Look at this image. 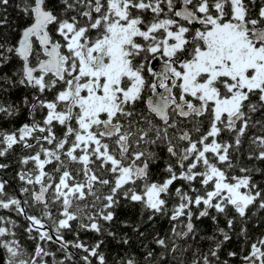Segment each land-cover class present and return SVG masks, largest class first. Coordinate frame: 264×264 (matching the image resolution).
Segmentation results:
<instances>
[{"label":"snow or ice","instance_id":"snow-or-ice-1","mask_svg":"<svg viewBox=\"0 0 264 264\" xmlns=\"http://www.w3.org/2000/svg\"><path fill=\"white\" fill-rule=\"evenodd\" d=\"M22 113L0 264H264V0H0V121Z\"/></svg>","mask_w":264,"mask_h":264},{"label":"trees","instance_id":"trees-1","mask_svg":"<svg viewBox=\"0 0 264 264\" xmlns=\"http://www.w3.org/2000/svg\"><path fill=\"white\" fill-rule=\"evenodd\" d=\"M9 16H10V19L13 21L14 25L15 24H19V25H23L24 23V17L22 16L21 13L18 12V10H13V9H10L9 10ZM7 101L8 102H12V101H16L17 103H19L17 97L14 95V96H11L9 98H7ZM29 119V117L27 116V113H22L20 115V117L18 118V121L17 122H14L12 124H9L5 121H0V129H8V130H13L14 128L18 127L20 123H23V122H27ZM14 159L13 160H9L8 162L11 163L13 166L12 168H10L6 175L7 177L9 178L10 180V183L12 185V188L10 189V193L14 194V190L19 186L20 182L15 179V172L16 170H18V165H16L14 163ZM139 206H136L134 208H130L128 206H125L124 208L120 209L119 210V217H120V220H135L138 218V214H139ZM0 215H12L14 219H17V222L18 224H24L25 222L23 221V218H18L15 216L14 213H8L4 210H0ZM146 219V217H145ZM170 225L167 223L166 220H158L156 223H155V231L157 232H160L161 234L165 233L168 231ZM115 229L116 230H119V221L116 222L115 224ZM149 230H152V226H149ZM253 233L254 235H259V230L257 229H253ZM20 231L17 232V235L20 236ZM68 239H71V237H67ZM83 239L85 240H93L95 238V234L94 233H89V234H86L82 237ZM26 239V238H25ZM149 239H151V237H149ZM23 242V241H22ZM31 242H29V245H30ZM111 248V246H110ZM116 249H112V255L114 256L115 253H116Z\"/></svg>","mask_w":264,"mask_h":264}]
</instances>
